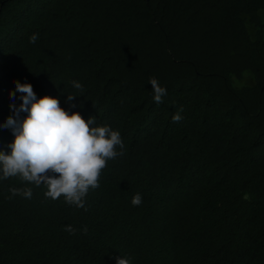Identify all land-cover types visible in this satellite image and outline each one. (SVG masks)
Here are the masks:
<instances>
[{
	"label": "trees",
	"instance_id": "16d2710c",
	"mask_svg": "<svg viewBox=\"0 0 264 264\" xmlns=\"http://www.w3.org/2000/svg\"><path fill=\"white\" fill-rule=\"evenodd\" d=\"M16 80L124 148L85 208L0 180V264H264V0H0V124Z\"/></svg>",
	"mask_w": 264,
	"mask_h": 264
},
{
	"label": "clouds",
	"instance_id": "9594fccd",
	"mask_svg": "<svg viewBox=\"0 0 264 264\" xmlns=\"http://www.w3.org/2000/svg\"><path fill=\"white\" fill-rule=\"evenodd\" d=\"M38 38L39 34L34 33L29 42L35 43ZM14 84L15 90L10 91L9 96L15 101L16 93H20L21 103L19 106L11 103L13 114L0 124V128L10 129L14 136L8 145L10 152L0 151V180L18 176L24 182L43 186L46 198L57 200L63 196L68 204L85 208V197L90 189L99 187L101 171L107 161L123 155L124 144L119 131L106 125L94 126L95 117L85 120L78 111L70 113L60 106L56 97L37 98L30 83L16 80ZM149 84L153 100L163 103L166 88L156 78H149ZM72 86L83 92L78 81H72ZM77 96L68 94L67 102ZM71 107L76 105L71 104ZM182 111L180 108L173 115L174 123L182 119ZM118 148L121 151H117ZM12 192L29 199L33 195L30 187L12 189ZM131 203L139 206L142 195L134 194ZM65 230L70 234L76 231L70 225ZM83 231L86 233L87 228ZM116 264H129V260L117 258Z\"/></svg>",
	"mask_w": 264,
	"mask_h": 264
},
{
	"label": "rangeland",
	"instance_id": "374dc122",
	"mask_svg": "<svg viewBox=\"0 0 264 264\" xmlns=\"http://www.w3.org/2000/svg\"><path fill=\"white\" fill-rule=\"evenodd\" d=\"M261 13L263 12V10L260 11ZM247 25L248 28L250 30V32L254 35L255 31H256V26L253 24L252 21H250V19L248 18L247 21ZM233 79V83L235 86L240 87L242 85L245 84H251L254 82V77L252 75V73L250 71H246L242 77H236L235 75L232 77Z\"/></svg>",
	"mask_w": 264,
	"mask_h": 264
}]
</instances>
